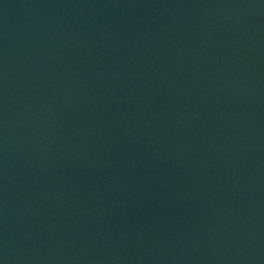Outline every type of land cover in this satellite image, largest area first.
<instances>
[{
    "label": "water",
    "instance_id": "water-1",
    "mask_svg": "<svg viewBox=\"0 0 264 264\" xmlns=\"http://www.w3.org/2000/svg\"><path fill=\"white\" fill-rule=\"evenodd\" d=\"M0 264H264V0H0Z\"/></svg>",
    "mask_w": 264,
    "mask_h": 264
}]
</instances>
